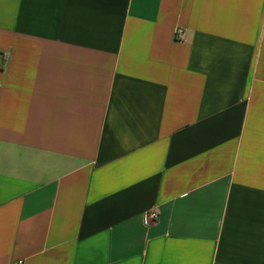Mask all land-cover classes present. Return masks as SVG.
<instances>
[{
    "label": "crops",
    "instance_id": "1",
    "mask_svg": "<svg viewBox=\"0 0 264 264\" xmlns=\"http://www.w3.org/2000/svg\"><path fill=\"white\" fill-rule=\"evenodd\" d=\"M18 262L264 264V0H0Z\"/></svg>",
    "mask_w": 264,
    "mask_h": 264
},
{
    "label": "built area",
    "instance_id": "2",
    "mask_svg": "<svg viewBox=\"0 0 264 264\" xmlns=\"http://www.w3.org/2000/svg\"><path fill=\"white\" fill-rule=\"evenodd\" d=\"M176 39L177 40H182L184 39V32L182 29H178L176 32ZM147 218L149 220H156L158 218V214L156 212H151L147 215ZM17 264H23V262H18Z\"/></svg>",
    "mask_w": 264,
    "mask_h": 264
}]
</instances>
